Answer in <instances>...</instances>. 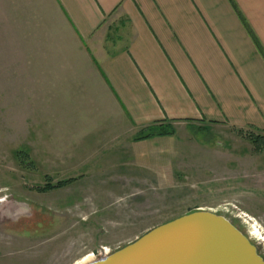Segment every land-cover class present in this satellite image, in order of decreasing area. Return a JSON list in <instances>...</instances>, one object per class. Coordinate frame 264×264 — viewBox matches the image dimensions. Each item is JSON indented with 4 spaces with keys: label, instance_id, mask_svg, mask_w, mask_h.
Returning a JSON list of instances; mask_svg holds the SVG:
<instances>
[{
    "label": "rangeland",
    "instance_id": "1",
    "mask_svg": "<svg viewBox=\"0 0 264 264\" xmlns=\"http://www.w3.org/2000/svg\"><path fill=\"white\" fill-rule=\"evenodd\" d=\"M27 6L0 0V264H78L196 209L249 231L264 254V135L193 124L133 141L97 127L102 115L62 89L75 59L53 58L74 51L60 12ZM80 115L93 118L85 137Z\"/></svg>",
    "mask_w": 264,
    "mask_h": 264
},
{
    "label": "crops",
    "instance_id": "2",
    "mask_svg": "<svg viewBox=\"0 0 264 264\" xmlns=\"http://www.w3.org/2000/svg\"><path fill=\"white\" fill-rule=\"evenodd\" d=\"M24 2L44 10V0ZM53 3L74 44L53 56L75 59L62 89L68 105L102 115L97 127L126 128L132 138L152 124L264 135V0ZM91 118L78 116L79 137Z\"/></svg>",
    "mask_w": 264,
    "mask_h": 264
},
{
    "label": "water",
    "instance_id": "3",
    "mask_svg": "<svg viewBox=\"0 0 264 264\" xmlns=\"http://www.w3.org/2000/svg\"><path fill=\"white\" fill-rule=\"evenodd\" d=\"M263 255L228 218L196 209L80 264H264Z\"/></svg>",
    "mask_w": 264,
    "mask_h": 264
},
{
    "label": "trees",
    "instance_id": "4",
    "mask_svg": "<svg viewBox=\"0 0 264 264\" xmlns=\"http://www.w3.org/2000/svg\"><path fill=\"white\" fill-rule=\"evenodd\" d=\"M174 133V130L172 126H165L161 124H152L148 127L142 128L139 130L132 138L133 141H140L146 138L154 137V136H166V135H172ZM257 139H261V136H257ZM23 153V152H22ZM23 156L26 157L25 152L23 153ZM74 178H68L64 180L57 181L55 184L47 183L46 186L43 188H40V191H44L45 189H53L58 188L66 185L67 183H70L73 181Z\"/></svg>",
    "mask_w": 264,
    "mask_h": 264
},
{
    "label": "bare ground",
    "instance_id": "5",
    "mask_svg": "<svg viewBox=\"0 0 264 264\" xmlns=\"http://www.w3.org/2000/svg\"><path fill=\"white\" fill-rule=\"evenodd\" d=\"M253 234L257 236L259 233L257 234V232L253 231ZM89 258H90V256H86V257L83 258L80 262H78V264H80L81 262H84V261L88 260ZM76 264H77V263H76Z\"/></svg>",
    "mask_w": 264,
    "mask_h": 264
},
{
    "label": "flooded vegetation",
    "instance_id": "6",
    "mask_svg": "<svg viewBox=\"0 0 264 264\" xmlns=\"http://www.w3.org/2000/svg\"><path fill=\"white\" fill-rule=\"evenodd\" d=\"M230 221H231V220H230ZM231 222H232V221H231ZM232 223H233V222H232ZM234 225H236V224L234 223ZM236 226H237V225H236ZM237 227H238V226H237ZM238 228H239V227H238ZM239 229H240L242 232H244V231H243L241 228H239ZM245 232L247 233V235H248V236H250V235H249V234H250V232H249V231H248V232H247V231H245ZM245 232H244V233H245ZM250 238H251V237H250ZM257 249H258V248H257Z\"/></svg>",
    "mask_w": 264,
    "mask_h": 264
},
{
    "label": "built area",
    "instance_id": "7",
    "mask_svg": "<svg viewBox=\"0 0 264 264\" xmlns=\"http://www.w3.org/2000/svg\"><path fill=\"white\" fill-rule=\"evenodd\" d=\"M103 250H104L105 253L107 252L105 249H103ZM107 253H108V252H107Z\"/></svg>",
    "mask_w": 264,
    "mask_h": 264
}]
</instances>
